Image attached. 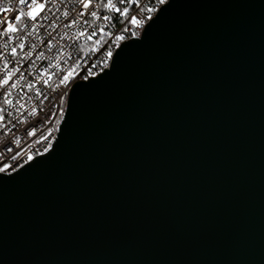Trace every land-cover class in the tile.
Here are the masks:
<instances>
[{"label": "water", "instance_id": "95a60500", "mask_svg": "<svg viewBox=\"0 0 264 264\" xmlns=\"http://www.w3.org/2000/svg\"><path fill=\"white\" fill-rule=\"evenodd\" d=\"M153 20L0 174V264H264V0Z\"/></svg>", "mask_w": 264, "mask_h": 264}, {"label": "snow or ice", "instance_id": "6c2138e0", "mask_svg": "<svg viewBox=\"0 0 264 264\" xmlns=\"http://www.w3.org/2000/svg\"><path fill=\"white\" fill-rule=\"evenodd\" d=\"M164 2L160 0V3ZM140 8L137 0H0V123L7 121L4 127L9 132L24 123L21 117L29 111L25 90L31 92L34 81L50 86L49 66L60 68L62 63L72 60L73 54L79 57L83 41L96 44L95 38L101 33L108 37L109 33L100 27L102 23L111 25L113 21L119 24L122 20H130L140 28L144 27L145 20L154 23L152 15L137 19L136 15L130 14ZM146 11L153 13L155 9L147 8ZM124 39V35L116 36L118 41ZM111 56L109 51L108 57ZM72 63L75 67L58 77L57 88L67 89L70 80L75 78L73 74H79L76 71L79 65L75 60ZM114 66L115 61L112 69ZM42 67L45 71H41ZM93 82L98 80L76 87L91 86ZM41 94L36 92L37 97ZM15 143L19 147V141ZM5 151H11V148L6 147ZM10 159L16 161L18 155L14 154ZM28 159L32 157L28 156ZM10 167L12 165L4 164L0 173H7Z\"/></svg>", "mask_w": 264, "mask_h": 264}, {"label": "built area", "instance_id": "2783aa9c", "mask_svg": "<svg viewBox=\"0 0 264 264\" xmlns=\"http://www.w3.org/2000/svg\"><path fill=\"white\" fill-rule=\"evenodd\" d=\"M137 3L141 5V8L130 13L131 15H136L137 19H143L147 15H152L153 17L164 4L160 3V0H137ZM147 8H154L155 11L148 13L146 11ZM137 12H139V15H137ZM147 22L148 20L144 21V26ZM100 27L104 28L109 33V36L106 37L101 33L95 38L97 40L96 44L88 41L81 43L80 47L83 50L79 57L75 54L72 57V60H75L76 64L79 65V68L76 69L79 74H73L75 78L70 80L67 89L63 87L57 88L56 85L61 74H67L72 67H75L72 60L62 63L60 68L49 66L47 71H49L50 86L34 81L32 91L28 92L25 90L26 109L29 111L21 117V120L25 121L24 123L12 128L11 132L4 127L7 121L0 123V167L4 164L12 165L5 174L18 170L33 158L45 154L51 148L72 86L78 81H86L101 74L109 67L111 59L119 46L124 41L140 36L144 28L138 27L130 20H122L119 24L113 21L111 25L104 22ZM122 29H127V31H122ZM132 33H135V35H132ZM118 35H124L125 39L123 41L116 40ZM101 41L104 43L101 44ZM109 51L112 52L111 57H108ZM53 63H57V61H53ZM41 71H45V69L42 67ZM37 91L42 93L39 97L36 96ZM15 115L14 113L13 118ZM17 140L19 141V147L15 143ZM6 147L11 148V151L6 152ZM14 154L18 155V160L16 161L10 159ZM28 156H31L32 159L29 160Z\"/></svg>", "mask_w": 264, "mask_h": 264}]
</instances>
